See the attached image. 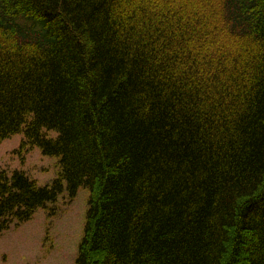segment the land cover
<instances>
[{"label":"trees","instance_id":"trees-1","mask_svg":"<svg viewBox=\"0 0 264 264\" xmlns=\"http://www.w3.org/2000/svg\"><path fill=\"white\" fill-rule=\"evenodd\" d=\"M19 131L59 171L0 169V232L86 186L75 264H264V0H0Z\"/></svg>","mask_w":264,"mask_h":264},{"label":"rangeland","instance_id":"rangeland-1","mask_svg":"<svg viewBox=\"0 0 264 264\" xmlns=\"http://www.w3.org/2000/svg\"><path fill=\"white\" fill-rule=\"evenodd\" d=\"M46 134L56 136L54 130ZM23 138L19 131L1 140L0 169L22 170L39 185L49 183L58 174L59 158L37 146L23 147ZM87 198L86 186H79L72 198L63 192L53 204L36 208L30 219L1 231L0 264H75Z\"/></svg>","mask_w":264,"mask_h":264}]
</instances>
